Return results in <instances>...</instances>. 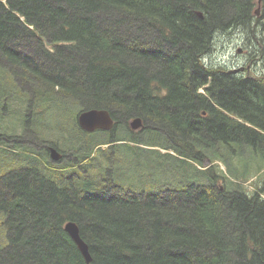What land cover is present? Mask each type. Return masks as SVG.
I'll list each match as a JSON object with an SVG mask.
<instances>
[{
  "label": "trees",
  "instance_id": "trees-1",
  "mask_svg": "<svg viewBox=\"0 0 264 264\" xmlns=\"http://www.w3.org/2000/svg\"><path fill=\"white\" fill-rule=\"evenodd\" d=\"M263 30L264 0H0V264H87L68 222L90 264H264V76L211 57Z\"/></svg>",
  "mask_w": 264,
  "mask_h": 264
},
{
  "label": "water",
  "instance_id": "water-1",
  "mask_svg": "<svg viewBox=\"0 0 264 264\" xmlns=\"http://www.w3.org/2000/svg\"><path fill=\"white\" fill-rule=\"evenodd\" d=\"M257 14H259V12H257ZM114 123V119L107 110L90 109L83 110L78 114V124L86 132H94L97 130L110 131L113 128ZM130 126L134 131L139 130L143 126V120L141 118H135L130 122ZM50 157L53 162L56 163L62 160L60 152L53 147L50 150ZM65 230L79 247L87 264H90L92 262V257L90 255L88 245L84 242L80 235L79 226L74 222H68L65 225Z\"/></svg>",
  "mask_w": 264,
  "mask_h": 264
},
{
  "label": "rangeland",
  "instance_id": "rangeland-1",
  "mask_svg": "<svg viewBox=\"0 0 264 264\" xmlns=\"http://www.w3.org/2000/svg\"><path fill=\"white\" fill-rule=\"evenodd\" d=\"M261 25H262V23H261ZM239 34L240 33H237V32L232 33V34H226L224 37L221 36L220 38L217 39L215 54H213L211 56L213 58V61L217 62L220 65H224L225 62L228 63L229 60H233L235 58L242 59L241 55L243 52L247 55V50L249 51V47H247V38L246 37H239L238 36ZM261 39H264V30L262 32ZM238 44H239V46H238ZM242 44H244V45L242 46ZM239 49H241V52L239 51ZM242 50H244V51H242ZM251 50H252V48H251ZM252 65H253L252 66L253 68L257 67V69L260 70L259 76H264V70H263L264 69V62L261 63V59H259L258 61L253 60ZM77 121H78V116H77ZM136 131H138V130H136ZM26 136H27V139L30 138L29 135L26 134ZM32 139H35V138H32ZM33 142H34V144H37L35 140H33ZM50 150H51V148L49 149V152H50ZM60 161H58V162H60ZM54 163H56V162H54ZM205 163H207L206 160L204 161V165H205ZM222 168L225 169L224 166H222ZM259 178L261 180L262 187H263L264 186V173L261 174L259 176ZM255 180H257V179H254L253 181H255ZM246 186H248V188L251 189L250 183H247Z\"/></svg>",
  "mask_w": 264,
  "mask_h": 264
},
{
  "label": "flooded vegetation",
  "instance_id": "flooded-vegetation-1",
  "mask_svg": "<svg viewBox=\"0 0 264 264\" xmlns=\"http://www.w3.org/2000/svg\"><path fill=\"white\" fill-rule=\"evenodd\" d=\"M244 44H242L243 46ZM239 46V44H238ZM246 46V45H245ZM245 50V49H244ZM242 50V51H244ZM257 48L252 46L251 50V45L249 47V51L247 50V55L243 52L242 53V59L235 58L233 60H229V62H225V64L222 66V70H227V71H232L234 74H240L241 76L249 75L251 71H254L255 74H259V71L256 68H253L252 66V58L254 54L256 53ZM241 52V49H239ZM251 57V60L249 59ZM208 66L210 64H207ZM264 70V69H263ZM264 79V78H262Z\"/></svg>",
  "mask_w": 264,
  "mask_h": 264
}]
</instances>
